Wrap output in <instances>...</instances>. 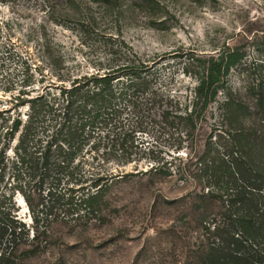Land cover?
I'll return each mask as SVG.
<instances>
[{"label":"trees","instance_id":"obj_1","mask_svg":"<svg viewBox=\"0 0 264 264\" xmlns=\"http://www.w3.org/2000/svg\"><path fill=\"white\" fill-rule=\"evenodd\" d=\"M86 1L118 12L124 4L63 0L60 18L82 25ZM132 1L150 17L168 13L159 0ZM239 35L213 53H186L192 82L173 93L160 79L164 56L144 58L121 40L91 70L74 71L41 31L35 65L23 59L20 87L0 108V264H31L65 243L55 224L73 214L84 229L109 221L120 210L110 197L118 184L166 178L184 189L153 193L149 213L162 204L179 212L168 232L180 264H264V18Z\"/></svg>","mask_w":264,"mask_h":264},{"label":"rangeland","instance_id":"obj_2","mask_svg":"<svg viewBox=\"0 0 264 264\" xmlns=\"http://www.w3.org/2000/svg\"><path fill=\"white\" fill-rule=\"evenodd\" d=\"M159 1L168 13L158 18L150 17L132 0H124L121 12L86 1L82 7L87 16L82 25L60 18V13L67 7L63 0H54L53 9L46 6L45 0L1 3L0 108L11 105V94L20 87L26 73L23 59L30 68L35 65L36 43L43 30L47 37L60 44L69 68L74 71L91 70L93 63L116 49L121 40L144 58L164 56L159 66L161 83L168 91L178 93L192 82L183 72L188 61L186 53H213L224 43H233L240 38L239 34L253 26L257 17L264 18V0ZM249 49L253 56L254 52ZM230 82L234 88H242L243 78L238 70L232 72ZM91 165L95 166L94 161ZM81 185H73L77 196L83 192L78 188ZM180 185L173 178L154 183L144 180L118 184L110 193L111 198L119 200L118 214H111L104 224L95 223L85 229L77 226V214L67 222L55 224L57 234L65 243L53 244L30 263L180 264L179 242L176 241L174 247L168 232L169 224L179 212L162 204L155 218L149 213L153 193L172 198L183 191ZM16 200L19 201L16 203L20 207V217L31 225L24 199L17 195Z\"/></svg>","mask_w":264,"mask_h":264},{"label":"water","instance_id":"obj_3","mask_svg":"<svg viewBox=\"0 0 264 264\" xmlns=\"http://www.w3.org/2000/svg\"><path fill=\"white\" fill-rule=\"evenodd\" d=\"M17 201V200H16ZM17 202H19V201H17Z\"/></svg>","mask_w":264,"mask_h":264},{"label":"bare ground","instance_id":"obj_4","mask_svg":"<svg viewBox=\"0 0 264 264\" xmlns=\"http://www.w3.org/2000/svg\"><path fill=\"white\" fill-rule=\"evenodd\" d=\"M20 206H21V204H20Z\"/></svg>","mask_w":264,"mask_h":264}]
</instances>
